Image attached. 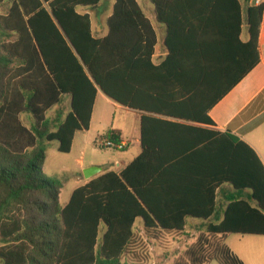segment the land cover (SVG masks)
Wrapping results in <instances>:
<instances>
[{
    "label": "trees",
    "instance_id": "trees-1",
    "mask_svg": "<svg viewBox=\"0 0 264 264\" xmlns=\"http://www.w3.org/2000/svg\"><path fill=\"white\" fill-rule=\"evenodd\" d=\"M102 1L0 0L7 6L0 12V264H142L141 240L180 236L187 218L210 221L209 239L175 264H246L225 241L264 236V163L231 131L211 128L208 113L259 63L264 3L249 6L243 43L242 0L191 8L189 0H151L168 31L169 54L156 65V30L137 0H115L109 33L94 36L90 14L79 8ZM219 16L226 18L221 43L208 39ZM229 62L246 66L232 71ZM99 88L140 112L144 150L121 172L78 186L63 205L62 181L42 175L45 141L71 152L76 133L90 129ZM64 95L70 111L49 118ZM155 131H195L197 141L164 150ZM106 134L121 142L119 131ZM220 210L222 220L211 222Z\"/></svg>",
    "mask_w": 264,
    "mask_h": 264
},
{
    "label": "crops",
    "instance_id": "crops-1",
    "mask_svg": "<svg viewBox=\"0 0 264 264\" xmlns=\"http://www.w3.org/2000/svg\"><path fill=\"white\" fill-rule=\"evenodd\" d=\"M137 1L146 16L151 20L156 30L157 45L152 60L154 64L159 65L165 61L169 54V49L166 45V38L168 33L167 25L158 20L156 7L151 2V0ZM114 3L115 0H103L97 8L93 9L92 12H88L91 16L92 31L94 36L105 37L109 33L108 19L112 13V7ZM260 3H264V0H259V3H256V0H242L243 25L240 39L243 43H247L250 39L247 23L248 8L249 6ZM206 4V0H189L185 2V5L188 8ZM225 20V17L219 16L214 21H212L217 25L215 31L216 35L208 33L209 41H212L214 39L215 41H217V43L224 42V40L226 39L225 31L220 25H222ZM258 49L260 54L259 63L256 64L255 67L250 72H248V74L244 76L222 98V100H220V102L212 108V110L208 114L215 123V126L211 128L220 131H231L240 139L247 142L256 151V153L264 163V15L261 23ZM239 50L240 54L238 55H242L244 57L245 49L243 47H239ZM254 57L253 61L255 63ZM249 62L250 52L248 53V64ZM234 65V62H229L226 64V69L230 68L232 71H239L246 66V63H244L242 66ZM58 106H55L53 109ZM159 117L172 121H178L188 125H194L197 127L209 128V126L206 124L189 122L184 119L180 120L176 118H169L166 116ZM26 118L29 120V127H31L32 122L30 121L29 115ZM95 126L96 128L93 129ZM91 130H93L94 132L95 141H98L100 137L104 136L110 130L119 131L121 142L124 144V148L122 150L116 149L117 151L122 152L117 153V155H112L113 160L110 163L98 160L84 163L82 159H79L78 161L80 163V169L75 174L78 179V186L88 181L83 173L85 168L90 166H99L103 169L101 173L108 171L119 173L123 169H125L144 150V146L142 143V115L140 114V112H136L116 103L100 89L97 92L90 129L88 132H91ZM82 132L84 131H78L76 133L72 146L73 149L75 145L78 144L81 147V153H83V149L85 146V136L80 135L82 134ZM188 132L189 133H183V131H155V134L158 133V144L162 147V149L176 150L182 149L185 146L191 145L197 141L195 138V134L197 136L198 133L193 134V132L195 131ZM58 147L59 142L57 148ZM80 173L83 176L82 178L79 177ZM78 186H76L72 190L68 201L73 191ZM67 202L65 204H67ZM222 218L223 210H220L218 216L215 219H212L211 222H219L220 220H222ZM209 222L210 221L198 218H187V225L185 227L184 234H181L180 236H186L190 232L205 231L207 230ZM136 227L137 229H141L142 221L139 224H137L136 222Z\"/></svg>",
    "mask_w": 264,
    "mask_h": 264
},
{
    "label": "rangeland",
    "instance_id": "rangeland-1",
    "mask_svg": "<svg viewBox=\"0 0 264 264\" xmlns=\"http://www.w3.org/2000/svg\"><path fill=\"white\" fill-rule=\"evenodd\" d=\"M6 9L7 6L0 5V12H5ZM79 11L92 12L93 8L80 7ZM69 110L70 96L64 95L62 104L51 110L48 116L51 119H55L58 116L64 118ZM28 115L30 114H23L22 119L27 126H30L29 120L26 118ZM52 128L55 129L54 126ZM95 128L96 126L93 129ZM88 131L89 130L80 134L85 136L83 153H81V147L78 144L75 145L71 152L62 153L57 148V141H45L47 146V158L42 175L46 178H57L62 181L63 192L61 193L60 200L63 205L68 201L72 190L78 186V179L75 174L80 169L79 159H82L84 163H88L93 160L110 163L113 160L112 155H117V153L122 152L117 151L116 149L101 148L97 143H95L97 141L94 140L93 130H91V132ZM79 177H83L81 173ZM140 222L141 219H138L137 224ZM139 229L140 228H138V230ZM104 230L105 227L102 225L100 239ZM201 238L203 240L205 238L209 239L206 230L202 232H190L186 236L182 237L177 235H164L160 241L147 240L144 237L137 248L139 253H141L138 257V261L142 264H175L177 261L182 260L185 257V252L189 250L190 247L197 246L198 241ZM213 239L214 238H211V240ZM225 244L246 264H264V236L230 234L228 235ZM208 264L219 263L213 260Z\"/></svg>",
    "mask_w": 264,
    "mask_h": 264
},
{
    "label": "built area",
    "instance_id": "built-area-1",
    "mask_svg": "<svg viewBox=\"0 0 264 264\" xmlns=\"http://www.w3.org/2000/svg\"><path fill=\"white\" fill-rule=\"evenodd\" d=\"M256 3H259V0H256ZM97 144L101 148H110V149H117V150H122L124 148V144L122 142L115 143L113 139L107 134L100 137L97 141Z\"/></svg>",
    "mask_w": 264,
    "mask_h": 264
},
{
    "label": "water",
    "instance_id": "water-1",
    "mask_svg": "<svg viewBox=\"0 0 264 264\" xmlns=\"http://www.w3.org/2000/svg\"><path fill=\"white\" fill-rule=\"evenodd\" d=\"M102 92L103 90L99 88ZM104 93V92H103ZM103 171L102 167L99 166H90L84 169L83 173L87 180L94 178Z\"/></svg>",
    "mask_w": 264,
    "mask_h": 264
}]
</instances>
